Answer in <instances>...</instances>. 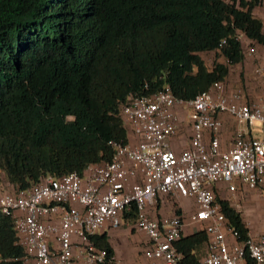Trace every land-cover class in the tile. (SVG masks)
Masks as SVG:
<instances>
[{
	"label": "trees",
	"instance_id": "1",
	"mask_svg": "<svg viewBox=\"0 0 264 264\" xmlns=\"http://www.w3.org/2000/svg\"><path fill=\"white\" fill-rule=\"evenodd\" d=\"M262 4L0 0V192L109 161L112 144L127 140L119 113L129 97L168 86L188 100L213 82L226 85L237 65H247L248 46L253 54L264 50L262 21L253 14ZM240 74L236 87L244 88ZM217 200L243 241L239 212ZM90 239L112 256L105 234ZM205 240L202 229L181 234L173 242L181 262L199 264L194 250ZM23 255L11 218L0 213V264H21ZM243 264H254L247 253Z\"/></svg>",
	"mask_w": 264,
	"mask_h": 264
},
{
	"label": "built area",
	"instance_id": "2",
	"mask_svg": "<svg viewBox=\"0 0 264 264\" xmlns=\"http://www.w3.org/2000/svg\"><path fill=\"white\" fill-rule=\"evenodd\" d=\"M253 53L248 46L247 55ZM252 74L260 84L257 96L217 81L188 100L175 98L168 86L129 97L119 113L127 140L112 144L109 161L0 192V213L11 218L24 251L21 264L112 263L90 236L121 225L146 237L140 264H185L173 245L181 215L147 214L159 195L192 201L189 223L206 235L199 264H243L244 253L264 264V230L254 235L247 228L238 241L217 200L236 205L238 186L264 199V63L254 64ZM178 107L190 132L176 152L170 141L179 126ZM226 119L232 124L228 135Z\"/></svg>",
	"mask_w": 264,
	"mask_h": 264
},
{
	"label": "crops",
	"instance_id": "3",
	"mask_svg": "<svg viewBox=\"0 0 264 264\" xmlns=\"http://www.w3.org/2000/svg\"><path fill=\"white\" fill-rule=\"evenodd\" d=\"M263 8H264V0H263L262 6L259 9L255 8L253 10V14L256 17L261 19L263 30H264V14L261 16L258 15V12ZM259 52L260 54L255 52L257 55L255 58V61L263 64L264 63V50L260 49ZM249 56L250 55H248V59H244L246 60L247 65H244V64H242V66L237 65V69H236L238 70L241 67H243V74H244L243 77L245 79L246 85H249V82L246 81L247 77L249 79L250 78L255 79V76L253 74L252 76H250V70H248V66L250 67V64L252 61V57H249ZM234 75L235 76H232V78L228 79L227 81L226 85L228 86V88L236 86L237 73H234ZM252 88L251 86L246 88L250 96L255 95V91H252ZM177 113L179 117L178 130H177V134L170 141L171 147L176 152L181 147H184L187 145V139H188V135L190 132L187 122L184 120L183 109L178 107ZM226 123L228 124L225 129V134H227L228 132L227 127L230 126L229 127L230 129L232 126L230 120H227ZM251 192L252 191H247L238 186V191H237L238 203L242 202L243 197H245L246 193H251ZM181 201H186L188 203L189 205L188 209L183 208ZM229 205L232 206L231 203H229ZM179 208L181 212H179L178 214L181 215V218L183 220V227H182L181 234L187 235L197 230V227L194 224H192L191 222L189 223V215H191L194 211V206L190 199L174 198V197H170L166 195H159L152 205L146 206V211L150 217L159 218L161 216H169L171 214H177L175 211L177 209L179 210ZM101 234L106 235L107 241L112 249V263L111 264H140V262L142 261L141 251L146 243V237L142 232L129 229L125 225H121L116 228L104 227L100 231H98L95 235H101ZM204 254H205V248H204V243H202L194 250V255L196 256V259L200 260L204 256Z\"/></svg>",
	"mask_w": 264,
	"mask_h": 264
},
{
	"label": "rangeland",
	"instance_id": "4",
	"mask_svg": "<svg viewBox=\"0 0 264 264\" xmlns=\"http://www.w3.org/2000/svg\"><path fill=\"white\" fill-rule=\"evenodd\" d=\"M263 14H264V8L258 12V15H260V16ZM259 51H260L259 48L255 49V52L258 54H260ZM256 53L253 54L252 56H249V57H252L250 67L248 66V70H250V76H252V67H253V63L255 61V58L257 56ZM205 60L210 61V58L205 57ZM234 73H237V76L240 73H242V75H244L243 69H241V68L236 70ZM234 73L231 74L230 78H232V76H235ZM240 75H239V77H240ZM245 77H247V76H245ZM235 78H234V80H235ZM241 79L242 78H240V80ZM240 80L237 81V84H238V82H240L241 84L243 83V81L241 82ZM246 81L249 82V85L244 86V88H242V85H240L241 88L243 89V91L248 92V90H246V88L251 86V88L253 87L252 91H255V95L256 96L259 95V89H260L259 82H257L256 80H254L252 78L249 79L248 77H247ZM229 127L230 126L227 127L228 132L226 135H228V133H230L232 130V126L230 129H229ZM224 196H225V194H220V197H224ZM181 204H182L184 209H188L189 205L186 201H181ZM231 205L233 206V208L236 211L239 212L243 222L245 223V225L248 228V231L251 234L257 235V234L261 233V230L264 229V199L260 198L256 193L251 192V193H246L245 197H243L242 202L236 203V205H238V206H236L235 203H231Z\"/></svg>",
	"mask_w": 264,
	"mask_h": 264
}]
</instances>
